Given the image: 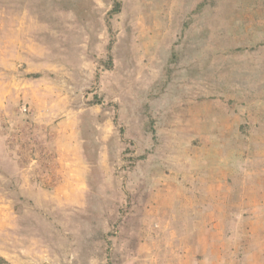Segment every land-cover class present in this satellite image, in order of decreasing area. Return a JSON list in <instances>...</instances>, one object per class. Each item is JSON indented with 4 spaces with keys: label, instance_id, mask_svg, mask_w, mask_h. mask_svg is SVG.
<instances>
[{
    "label": "rangeland",
    "instance_id": "1",
    "mask_svg": "<svg viewBox=\"0 0 264 264\" xmlns=\"http://www.w3.org/2000/svg\"><path fill=\"white\" fill-rule=\"evenodd\" d=\"M0 225L3 264H264V0H0Z\"/></svg>",
    "mask_w": 264,
    "mask_h": 264
},
{
    "label": "crops",
    "instance_id": "2",
    "mask_svg": "<svg viewBox=\"0 0 264 264\" xmlns=\"http://www.w3.org/2000/svg\"><path fill=\"white\" fill-rule=\"evenodd\" d=\"M6 226H7V225H0V229H1L0 232H1L3 229L7 228Z\"/></svg>",
    "mask_w": 264,
    "mask_h": 264
},
{
    "label": "trees",
    "instance_id": "3",
    "mask_svg": "<svg viewBox=\"0 0 264 264\" xmlns=\"http://www.w3.org/2000/svg\"><path fill=\"white\" fill-rule=\"evenodd\" d=\"M3 263H4V261L2 259H0V264H3Z\"/></svg>",
    "mask_w": 264,
    "mask_h": 264
}]
</instances>
